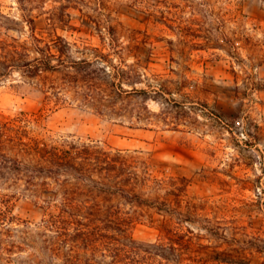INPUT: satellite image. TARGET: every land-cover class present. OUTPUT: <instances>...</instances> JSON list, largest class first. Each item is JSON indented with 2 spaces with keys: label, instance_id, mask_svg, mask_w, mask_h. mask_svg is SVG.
Segmentation results:
<instances>
[{
  "label": "rangeland",
  "instance_id": "374dc122",
  "mask_svg": "<svg viewBox=\"0 0 264 264\" xmlns=\"http://www.w3.org/2000/svg\"><path fill=\"white\" fill-rule=\"evenodd\" d=\"M22 5L35 17L38 36L49 41L59 35L72 44V60L85 57L79 52L85 46L121 49L123 58L113 55L107 64L88 55L92 85L69 84L62 72L41 80L16 70L2 77L0 127L8 135L2 151L16 155L8 141L15 129L46 143L75 139L143 151L155 174L188 178L189 195L208 200L212 215L216 211L221 239L201 243L242 264H260L264 0H0L1 41L30 36ZM52 12L58 18L48 21ZM110 64L126 70L124 88L138 93L109 102L86 95L114 79ZM46 91L58 93L60 105L47 104ZM8 183L0 179V264H86L88 245L78 231L86 228L77 222L84 220L73 214L63 189H27L21 181L12 190ZM156 224H135L132 238L155 242ZM242 240L249 249L240 256Z\"/></svg>",
  "mask_w": 264,
  "mask_h": 264
},
{
  "label": "trees",
  "instance_id": "16d2710c",
  "mask_svg": "<svg viewBox=\"0 0 264 264\" xmlns=\"http://www.w3.org/2000/svg\"><path fill=\"white\" fill-rule=\"evenodd\" d=\"M21 10L22 21L29 25L31 34L23 42L0 40V79L13 70L29 80L46 79L47 74L62 72L69 84L92 85L87 71L92 64L88 55L107 64L112 62L113 55L123 58L121 49L104 53L85 46L79 50L85 57L72 60L70 42L59 35L49 41L38 36L35 17L28 13L30 9L22 5ZM64 14L67 13L60 14L61 18ZM55 18L58 14L52 12L47 20ZM109 70H113L114 79L108 81L105 88L89 91L86 95L90 99L109 102L138 93L135 87L124 88L125 69L110 64ZM44 101L47 104L55 102L58 106L61 98L58 93L46 91ZM146 110L152 113L148 107ZM15 132L8 141L13 143L16 155L9 156L2 151V137L8 135L0 127V179L9 182L12 190L18 189L21 181L27 189L37 185L41 189H47L50 184L59 185L73 214L84 220V223L77 222L86 228L85 233L78 229L81 238L85 235L88 245L86 264H242L226 252L214 251L209 243L200 242L203 239L213 243L221 239L216 211L212 215L214 208L208 200L189 195L188 178L155 174L152 158L144 156L143 151L101 147L75 139L46 143L43 139L27 137L18 129ZM27 158L30 160L24 162ZM143 221L157 223L159 236L155 242L144 243L132 238L133 226ZM242 241L244 247L236 249L240 256L246 254L242 251L249 249L246 241ZM256 251L264 254L262 249ZM260 264H264V260Z\"/></svg>",
  "mask_w": 264,
  "mask_h": 264
}]
</instances>
